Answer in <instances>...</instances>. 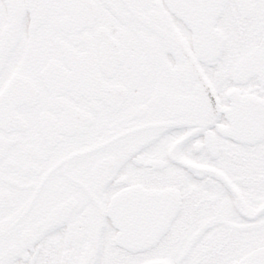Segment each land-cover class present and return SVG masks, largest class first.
<instances>
[{
  "label": "snow or ice",
  "instance_id": "6c2138e0",
  "mask_svg": "<svg viewBox=\"0 0 264 264\" xmlns=\"http://www.w3.org/2000/svg\"><path fill=\"white\" fill-rule=\"evenodd\" d=\"M0 264H264V0H0Z\"/></svg>",
  "mask_w": 264,
  "mask_h": 264
}]
</instances>
